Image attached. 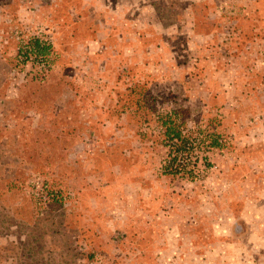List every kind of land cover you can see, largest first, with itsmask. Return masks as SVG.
Returning <instances> with one entry per match:
<instances>
[{"label": "rangeland", "instance_id": "1", "mask_svg": "<svg viewBox=\"0 0 264 264\" xmlns=\"http://www.w3.org/2000/svg\"><path fill=\"white\" fill-rule=\"evenodd\" d=\"M0 264H264V0H0Z\"/></svg>", "mask_w": 264, "mask_h": 264}, {"label": "trees", "instance_id": "2", "mask_svg": "<svg viewBox=\"0 0 264 264\" xmlns=\"http://www.w3.org/2000/svg\"><path fill=\"white\" fill-rule=\"evenodd\" d=\"M18 52V67L24 68L28 64L37 65L40 69L48 72L51 67V54L53 44L40 35L33 36L28 42H22ZM163 126L166 127V139L170 144L168 160L165 161L163 170L165 174L176 177H188L193 179L192 171L187 164L178 162L179 157L189 158L196 145L195 140L186 136L180 124L176 121V112L169 113L163 118ZM206 138V136H204ZM203 137V140H204ZM219 146L218 139H210L209 148ZM207 147V148H208Z\"/></svg>", "mask_w": 264, "mask_h": 264}]
</instances>
